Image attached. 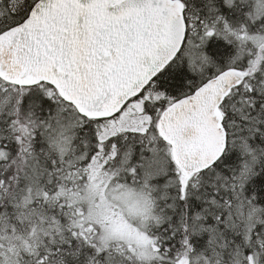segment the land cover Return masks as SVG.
Segmentation results:
<instances>
[{"label":"snow or ice","instance_id":"1","mask_svg":"<svg viewBox=\"0 0 264 264\" xmlns=\"http://www.w3.org/2000/svg\"><path fill=\"white\" fill-rule=\"evenodd\" d=\"M0 264H264V0H0Z\"/></svg>","mask_w":264,"mask_h":264}]
</instances>
